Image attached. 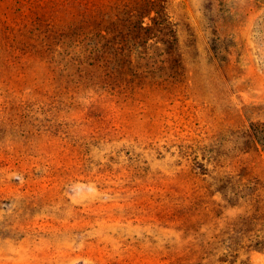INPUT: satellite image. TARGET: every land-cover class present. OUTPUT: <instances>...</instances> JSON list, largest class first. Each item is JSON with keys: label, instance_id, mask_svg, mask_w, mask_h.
Wrapping results in <instances>:
<instances>
[{"label": "rangeland", "instance_id": "obj_1", "mask_svg": "<svg viewBox=\"0 0 264 264\" xmlns=\"http://www.w3.org/2000/svg\"><path fill=\"white\" fill-rule=\"evenodd\" d=\"M0 264H264V0H0Z\"/></svg>", "mask_w": 264, "mask_h": 264}]
</instances>
